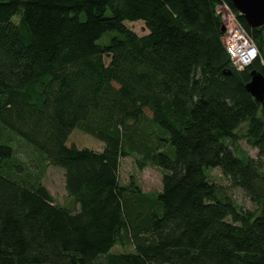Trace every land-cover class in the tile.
Listing matches in <instances>:
<instances>
[{
    "label": "trees",
    "instance_id": "trees-1",
    "mask_svg": "<svg viewBox=\"0 0 264 264\" xmlns=\"http://www.w3.org/2000/svg\"><path fill=\"white\" fill-rule=\"evenodd\" d=\"M222 2L259 53L240 71L222 44ZM139 21L146 34L125 24ZM252 71L264 77V26L229 0H0V133L25 140L38 171L62 169L76 208L56 205L0 144V264H264V101L245 89ZM75 129L103 150L67 146ZM126 157L162 171L159 193L120 184ZM215 168L254 212L209 182Z\"/></svg>",
    "mask_w": 264,
    "mask_h": 264
},
{
    "label": "rangeland",
    "instance_id": "rangeland-1",
    "mask_svg": "<svg viewBox=\"0 0 264 264\" xmlns=\"http://www.w3.org/2000/svg\"><path fill=\"white\" fill-rule=\"evenodd\" d=\"M232 21V20H231ZM14 22H17V19H14ZM128 29L135 32L138 35L146 34L147 31L144 29V24L142 22H125ZM236 24L235 20L231 22V27ZM115 36V33L109 32L105 34L99 41V44H105L110 42L111 37ZM108 63V60H105ZM148 116V114L146 113ZM6 131L4 134L0 133V144L9 145L15 150V161L21 162L24 164V171H32L34 174L31 176L39 175L40 183L49 191L51 196L54 199V203L61 207L74 208L73 201L67 196L65 191V180H64V171L60 168H56L52 165L47 164L44 169L38 171L40 169V162H33L34 156L31 152L30 146L26 143L25 140L17 136L14 132L4 128ZM1 131V130H0ZM236 134L240 137L245 134V127L241 126ZM6 135L7 138L4 136ZM9 139L8 144L6 140ZM67 146L75 147L79 150L81 149H89L94 152H101L103 150V145L101 142L93 139L92 137L84 134L78 129L73 130L66 143ZM238 148L245 151V153L255 158L257 155V151L251 148L249 145L245 143V141L239 140ZM38 166V167H37ZM29 168V169H27ZM43 170V171H42ZM17 173V171H15ZM18 177L19 175L16 174ZM27 175L22 176V180L30 179ZM207 178L209 182L216 184L220 191L226 195L230 200L235 202L238 206H240L244 211L254 212L256 209L254 205L248 200V198L243 194L241 190L238 188H234L231 186L229 180L225 178L221 171L218 168L208 170ZM132 180L139 187L141 192L146 194H155L159 193L162 188L161 180H162V171L156 167H146L143 170H139L136 166L134 158L126 157L120 160V168H119V181L122 186L129 185ZM15 181V180H14ZM17 182V181H16ZM132 247L122 248L121 246H115L112 249V253H122V252H132Z\"/></svg>",
    "mask_w": 264,
    "mask_h": 264
},
{
    "label": "built area",
    "instance_id": "built-area-1",
    "mask_svg": "<svg viewBox=\"0 0 264 264\" xmlns=\"http://www.w3.org/2000/svg\"><path fill=\"white\" fill-rule=\"evenodd\" d=\"M216 15L220 17L224 32L222 33V44L228 55L232 67L236 70H243L253 64L259 57L258 50L247 34L246 30L239 24L236 15L225 2L216 6ZM232 20V21H231ZM236 24L231 27V22ZM255 50L256 55L252 57L250 53Z\"/></svg>",
    "mask_w": 264,
    "mask_h": 264
},
{
    "label": "water",
    "instance_id": "water-1",
    "mask_svg": "<svg viewBox=\"0 0 264 264\" xmlns=\"http://www.w3.org/2000/svg\"><path fill=\"white\" fill-rule=\"evenodd\" d=\"M250 28L264 26V0H229ZM221 32L224 27L221 26ZM250 82L245 86L246 91L259 103L264 101V77L256 72L250 73Z\"/></svg>",
    "mask_w": 264,
    "mask_h": 264
},
{
    "label": "clouds",
    "instance_id": "clouds-1",
    "mask_svg": "<svg viewBox=\"0 0 264 264\" xmlns=\"http://www.w3.org/2000/svg\"><path fill=\"white\" fill-rule=\"evenodd\" d=\"M250 55H251L252 57H255V55H256V51L253 50V51L250 53Z\"/></svg>",
    "mask_w": 264,
    "mask_h": 264
}]
</instances>
